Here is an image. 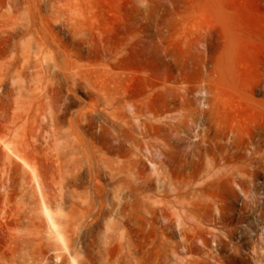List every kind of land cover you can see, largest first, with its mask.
Segmentation results:
<instances>
[{
    "label": "rangeland",
    "instance_id": "obj_1",
    "mask_svg": "<svg viewBox=\"0 0 264 264\" xmlns=\"http://www.w3.org/2000/svg\"><path fill=\"white\" fill-rule=\"evenodd\" d=\"M3 184L30 264H264V0H0Z\"/></svg>",
    "mask_w": 264,
    "mask_h": 264
},
{
    "label": "bare ground",
    "instance_id": "obj_2",
    "mask_svg": "<svg viewBox=\"0 0 264 264\" xmlns=\"http://www.w3.org/2000/svg\"><path fill=\"white\" fill-rule=\"evenodd\" d=\"M7 156H6V158H7ZM9 157H8V159H9ZM30 169L33 172V175L35 177L34 170L32 168H30ZM0 188L2 190H4L6 193L9 190V186H6L4 184ZM33 189H34V191H32V193H34V194L32 196H34V195L37 196L39 204H40V206H41V208L43 210L44 215L48 219L50 227L53 230V233L55 234V236L58 239V241H61V243H65V240H64L63 234H62V230L59 228L58 224L55 222L53 216L51 215V213L49 211V208H48L47 203H46V198H45V196H44V194L42 192V189L40 188L39 185H35V187ZM6 193H5L4 197H6L5 199H6V202H7V200H8L7 196L8 195ZM6 205H8V203ZM5 207H7V206H5ZM3 211H5V210H3ZM12 224L13 225L16 224L15 226H19L20 222H19V220H16ZM12 224L8 223L7 221H0V243L3 244L5 242H7L9 244L8 247H6V250L4 252H1V249H0V252H1L0 253V264H30V262L36 258L34 256L37 255V256L41 257L42 256V249H41V244L40 243L36 244L37 249H38L37 250L38 253L36 255H32V254H30V253H28L26 251H25V253H21V251H24L23 249H25L26 247L31 245L32 240H30V238L27 237L28 235L25 236V235H18V234L12 233L11 232L12 231L11 230L12 229V227H11ZM1 248H2V246H1Z\"/></svg>",
    "mask_w": 264,
    "mask_h": 264
}]
</instances>
